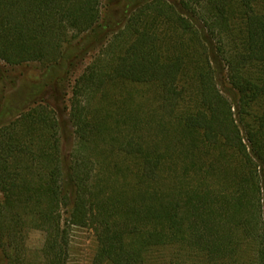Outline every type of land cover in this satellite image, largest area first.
<instances>
[{"label":"trees","instance_id":"obj_1","mask_svg":"<svg viewBox=\"0 0 264 264\" xmlns=\"http://www.w3.org/2000/svg\"><path fill=\"white\" fill-rule=\"evenodd\" d=\"M261 3L0 0V62L44 69L0 110V264L30 231L67 264L73 227L91 264H264Z\"/></svg>","mask_w":264,"mask_h":264},{"label":"rangeland","instance_id":"obj_2","mask_svg":"<svg viewBox=\"0 0 264 264\" xmlns=\"http://www.w3.org/2000/svg\"><path fill=\"white\" fill-rule=\"evenodd\" d=\"M258 8L264 10V0ZM89 62V59L85 60L78 68L77 72H75L74 76H78V74L81 73L86 66H88ZM0 68L3 70V76L5 77L4 80L0 79V110H3L5 108L6 110L11 111L9 112L11 114L15 110V108H18L25 103V98H27V96L32 91V87L37 84L39 85V83L41 82V76H43L44 69L38 64L10 67L4 65L1 62ZM54 88V85H50V87L44 88V91L42 92V94H40L41 97L48 100L50 96H53L54 93L55 95L53 98H55V101L56 99H59V91L54 90ZM70 96V88H67L65 92V102L68 101ZM52 100L49 101L53 103ZM66 104L68 105V103ZM66 112L67 113L64 114V118L61 120L62 124H64V131L62 133V152L65 157L68 156L74 143L71 135L72 127L70 123H68V111ZM10 117L8 116V118L6 119H9ZM1 200L2 195L0 194V201ZM218 224L221 223L218 221H213L210 222L209 225L211 227H214ZM211 236L215 240L223 239V237L215 234H212ZM43 241L44 237L42 233L38 231H30L28 233L26 240V264H42V260L40 258V250L42 248ZM95 247L96 244L93 233L90 230L75 227L70 228L67 264H91Z\"/></svg>","mask_w":264,"mask_h":264}]
</instances>
